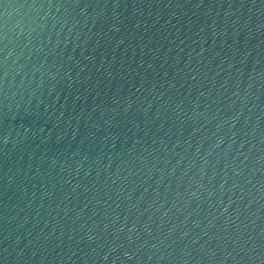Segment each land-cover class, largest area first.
<instances>
[{
  "label": "water",
  "instance_id": "95a60500",
  "mask_svg": "<svg viewBox=\"0 0 264 264\" xmlns=\"http://www.w3.org/2000/svg\"><path fill=\"white\" fill-rule=\"evenodd\" d=\"M0 264H264V0H0Z\"/></svg>",
  "mask_w": 264,
  "mask_h": 264
}]
</instances>
